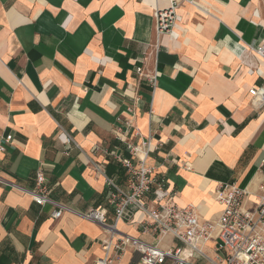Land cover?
<instances>
[{"label":"crops","instance_id":"crops-1","mask_svg":"<svg viewBox=\"0 0 264 264\" xmlns=\"http://www.w3.org/2000/svg\"><path fill=\"white\" fill-rule=\"evenodd\" d=\"M197 2L177 9L156 49L152 15L165 0H0V264L102 258L103 231L83 215L107 207L105 178L127 190L114 160L130 158L127 143L150 138L146 166L205 221L221 214L220 184L264 183V108L249 94L264 61L248 50L264 41V0ZM137 68L157 74L155 88ZM37 172L66 208L59 219L31 199ZM145 219L116 229L151 242ZM137 261L127 250L115 264Z\"/></svg>","mask_w":264,"mask_h":264},{"label":"built area","instance_id":"built-area-1","mask_svg":"<svg viewBox=\"0 0 264 264\" xmlns=\"http://www.w3.org/2000/svg\"><path fill=\"white\" fill-rule=\"evenodd\" d=\"M165 1L166 5L156 6L152 15L156 49L163 35L173 34L179 7L187 5L200 10L197 0ZM248 50L264 61V41L248 46ZM135 72L155 88V72L143 75L142 68ZM249 94L253 107L264 108V80L260 86L250 89ZM116 132V140L121 141ZM70 142L71 138L66 137V144ZM126 150L130 158L114 156V160L125 172L127 190L121 189L111 178L104 181L105 202L113 212L114 223H107V207L102 205L83 215L84 219L99 225L105 236L101 243L104 256L92 264H115L127 250L138 255L134 264H264V183L258 185L254 193L235 183L220 184L214 191V200L220 205L221 214L215 221H205L192 206H175L164 188L165 181L158 180L155 169L146 166L145 160L152 150L150 138L127 143ZM3 151L0 145V152ZM96 170L100 171L98 167ZM4 182L0 178V184ZM45 183L43 174L37 172L31 199L40 207L50 204L53 207L51 218L59 219L66 208L49 199ZM149 194L153 196L150 204L145 201ZM139 211L146 216L139 223L141 232L149 236L151 242L116 229V223L130 221ZM164 239H169L170 244L162 246Z\"/></svg>","mask_w":264,"mask_h":264},{"label":"rangeland","instance_id":"rangeland-1","mask_svg":"<svg viewBox=\"0 0 264 264\" xmlns=\"http://www.w3.org/2000/svg\"><path fill=\"white\" fill-rule=\"evenodd\" d=\"M170 244V241L169 239H164L163 242H162V246H167ZM175 245H178L176 242H175ZM198 264H204L203 262H198Z\"/></svg>","mask_w":264,"mask_h":264}]
</instances>
